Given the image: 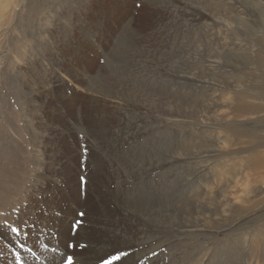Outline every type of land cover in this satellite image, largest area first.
<instances>
[{
  "label": "rangeland",
  "instance_id": "1",
  "mask_svg": "<svg viewBox=\"0 0 264 264\" xmlns=\"http://www.w3.org/2000/svg\"><path fill=\"white\" fill-rule=\"evenodd\" d=\"M150 1L0 0V223L54 238L58 206L85 181L114 195L148 167L121 197L156 187L176 206L133 228L150 239L143 264H264V184L244 164L264 150V0ZM237 92L251 116L232 109ZM25 242L38 261L40 241Z\"/></svg>",
  "mask_w": 264,
  "mask_h": 264
},
{
  "label": "bare ground",
  "instance_id": "2",
  "mask_svg": "<svg viewBox=\"0 0 264 264\" xmlns=\"http://www.w3.org/2000/svg\"><path fill=\"white\" fill-rule=\"evenodd\" d=\"M150 1V0H149ZM156 1V0H155ZM145 3H148L147 0H144ZM151 2V1H150ZM171 5V4H170ZM100 17V16H99ZM106 18V17H105ZM132 23V22H131ZM128 25V24H127ZM130 25V24H129ZM128 25V26H129ZM129 30V29H128ZM128 30L124 33H122L118 37L120 41H122L125 37V34L128 32ZM107 35V34H105ZM109 35V34H108ZM235 37V36H234ZM229 38V37H228ZM232 40V39H231ZM228 42V41H227ZM221 45V44H220ZM120 48V47H119ZM118 51V50H117ZM248 54V53H247ZM140 62V61H139ZM156 64V63H155ZM159 65V64H158ZM213 66V65H212ZM142 68V67H141ZM248 68V67H247ZM146 70V69H145ZM216 70V69H215ZM225 70V69H224ZM238 70V69H237ZM262 70V69H261ZM141 72V71H140ZM145 72V71H144ZM143 72V74H144ZM230 72V71H229ZM224 73V72H223ZM142 74V73H140ZM230 74V73H228ZM242 74V73H241ZM149 75V74H147ZM213 75V74H212ZM99 76V75H98ZM105 76V75H104ZM138 76V75H137ZM141 76V75H140ZM214 76V75H213ZM224 76V75H223ZM106 77V76H105ZM148 77V76H147ZM220 77V76H219ZM143 78V77H142ZM146 78V77H145ZM101 79V77H100ZM215 79V78H214ZM213 79V80H214ZM99 80V79H98ZM135 80V79H134ZM143 80V79H142ZM147 81V80H146ZM144 81V82H146ZM77 82H80L77 80ZM116 82V81H115ZM142 82V81H141ZM218 82V81H217ZM99 83V82H98ZM138 83V82H137ZM219 83V82H218ZM81 84V83H80ZM140 84V83H138ZM142 84V83H141ZM140 84V85H141ZM101 85V84H100ZM110 85V84H109ZM134 85V84H133ZM138 85V86H140ZM144 85V84H143ZM96 86V85H95ZM105 86V84H104ZM108 86V85H106ZM105 86V87H106ZM137 86V85H136ZM233 86V85H232ZM116 87V86H115ZM241 87V86H240ZM139 88V87H137ZM143 88V86L141 87ZM95 89V88H94ZM98 89V88H97ZM218 89V88H217ZM241 89V88H240ZM264 89V88H263ZM139 90V89H138ZM143 90V89H142ZM221 89H219L220 91ZM98 91V90H97ZM96 91V92H97ZM122 91V90H121ZM127 91V90H126ZM137 91V89H136ZM140 91V90H139ZM224 91V90H222ZM262 92V91H260ZM264 92V91H263ZM234 93V92H233ZM242 93V92H241ZM240 92H237V94H234L231 96L232 100H238L236 103V106H234L232 109L236 111V113H241L245 115H249L252 111L250 108L247 106H242V102H245L244 95H242ZM122 94V93H120ZM244 94V93H243ZM246 96V95H245ZM121 97V96H120ZM248 97V96H247ZM122 98V97H121ZM246 98V97H245ZM253 98V97H251ZM120 99V98H119ZM145 100V98H144ZM124 101V100H123ZM143 102V99H142ZM132 103V102H131ZM139 103V102H138ZM216 104V103H215ZM260 107V111H264V93L260 94L257 99V104ZM229 106V105H228ZM215 109V108H214ZM211 112V111H210ZM104 117V113L102 114ZM212 116V115H211ZM251 116V115H249ZM234 118V117H233ZM232 118V120H233ZM247 119V117H246ZM127 120V119H126ZM129 120V119H128ZM199 120V119H198ZM235 120V119H234ZM242 120V119H241ZM103 121V120H102ZM205 121V120H204ZM131 122V121H130ZM226 122V121H225ZM132 123V122H131ZM214 123V122H213ZM102 124V123H101ZM123 124V123H122ZM128 124V123H127ZM227 124V123H226ZM215 125V124H213ZM104 126V125H103ZM101 127V126H100ZM123 127V126H122ZM96 128H94L95 130ZM33 132V131H32ZM97 132V131H96ZM104 132V131H103ZM98 133V132H97ZM100 133V132H99ZM102 133V132H101ZM118 133V132H117ZM100 135V134H99ZM119 134H117L118 136ZM115 138L116 135H115ZM101 139V137H100ZM111 139V138H110ZM105 140V139H104ZM182 140V139H181ZM101 141V140H100ZM115 141V140H113ZM104 142V141H102ZM112 142V141H111ZM146 142V141H145ZM171 142V141H170ZM174 142V141H173ZM96 144V143H95ZM170 144V143H169ZM142 145V144H141ZM140 145V146H141ZM151 145V144H150ZM103 146V145H102ZM144 146V145H143ZM171 146V145H170ZM169 146V147H170ZM175 146V144H174ZM145 147V146H144ZM147 147V146H146ZM168 147V146H167ZM168 147V148H169ZM143 148V147H142ZM103 149V148H101ZM145 149V148H144ZM158 149V148H157ZM156 149V150H157ZM161 149V148H160ZM170 149V148H169ZM168 149V150H169ZM175 149V148H174ZM100 150V149H99ZM164 150V149H163ZM173 150V149H172ZM171 150V151H172ZM129 151V150H128ZM141 151V150H139ZM145 151V150H144ZM177 151V149L175 150ZM120 152V151H119ZM146 152V151H145ZM149 152V151H148ZM161 152H163L161 150ZM165 152V151H164ZM170 152V151H169ZM184 151H181L183 153ZM140 153V152H139ZM153 153V152H152ZM160 153V152H158ZM120 154V153H119ZM126 154V152H125ZM143 154V153H142ZM156 154V152H155ZM154 154V155H155ZM164 154V153H163ZM166 154V153H165ZM173 154V152H172ZM170 154V155H172ZM93 155V153H92ZM145 155V154H143ZM157 155V154H156ZM99 156V155H98ZM96 156V157H98ZM128 156V155H127ZM176 156V155H174ZM144 157V156H143ZM170 157V156H169ZM172 157V156H171ZM170 157V158H171ZM99 158V157H98ZM123 158V157H122ZM175 158V157H174ZM89 159V158H88ZM140 159V158H138ZM150 157H148L149 161ZM155 159V158H153ZM165 159V158H164ZM179 159V158H178ZM94 160V159H93ZM101 160V159H100ZM125 160V159H124ZM136 160V159H135ZM161 160V159H160ZM169 158L167 159V161ZM172 162V158L170 159ZM169 160V161H170ZM146 161V160H145ZM151 161V160H150ZM153 161V160H152ZM162 161V160H161ZM159 161V162H161ZM197 161V160H196ZM195 161V162H196ZM131 162V161H130ZM142 162V161H141ZM144 162V161H143ZM142 162V164H144ZM163 162V161H162ZM100 163V162H98ZM132 163V162H131ZM136 163V161H135ZM150 163V162H149ZM141 163H139L140 165ZM147 165V162H145ZM144 164V165H145ZM249 168L256 169L257 171V178L259 176V179L257 180L258 186L257 189L262 190V184H264V150H259L256 151L253 155L250 154L249 156L246 157V161L244 162ZM88 165V164H87ZM102 165V163H101ZM136 165V164H135ZM152 165V162H151ZM150 165V166H151ZM86 166V164L84 165ZM131 165H129L130 167ZM141 166V165H140ZM149 166V165H148ZM149 166V167H150ZM104 167V166H103ZM102 167V168H103ZM146 167V166H143ZM162 167V166H161ZM176 168V167H175ZM139 169V167H138ZM145 169V168H143ZM148 167L146 168V171L141 170L140 173L138 174H133L132 172L131 176L128 178V180L122 181L120 179V184H116V194L111 195V192H104L99 193L96 188H94V183L91 184L89 182H84L82 185L84 192L86 191L85 196H83L82 199L79 195L77 197V193L79 194V191L74 190L73 194H71V198L68 199V201L64 202L65 204L58 206L57 212H56V230L54 233V238L48 237L46 234L43 233H37L41 231H33L30 229L29 225L28 226H22L21 225H15V226H8L9 228H5L4 223H0V246L4 250L7 251V254H10L11 257H5L4 260H0V264H17L16 257L19 255L20 257V262L19 264H63V260L67 259V256H72L73 257V264H102V261L105 259H108L112 255H116L119 252H127L129 253L125 257H121L119 261H113L112 264H132L134 260H138L139 264H143L146 260L147 257L144 255L150 250L148 247L151 246L150 242L148 241L149 237L145 234L143 237H141L142 232H138V230H133L136 224H141V222H147L150 219L151 214L153 213L152 207L159 205L160 207L163 208L165 202L167 201L168 205L173 206L174 208V203L173 200H167L165 197L164 198H159L157 197H152L151 194L154 193L153 188L156 189V187H153L150 191V197L152 200H147L146 197L149 195H136L134 197H121V194L123 191H119L120 187H123L122 190L127 185L133 186V183L131 180H137L138 175H141L142 179L145 175V173L151 171V168ZM173 169V168H172ZM75 170V169H74ZM170 170V169H169ZM183 170V169H182ZM224 170V169H223ZM97 170L95 169V174H98L96 172ZM126 171V170H124ZM137 171V170H136ZM154 171V170H153ZM160 171V170H159ZM187 171V170H186ZM227 171V170H226ZM139 172V170H138ZM181 172V171H180ZM190 172V171H189ZM224 172V171H223ZM88 173V172H87ZM90 173V172H89ZM152 174L154 172H151ZM150 173V175H151ZM226 173V172H225ZM242 173L241 171H238V173H234L232 178H237L238 175ZM128 174V173H127ZM126 174V175H127ZM156 174V173H155ZM159 174V173H158ZM157 174V175H158ZM161 174V173H160ZM185 174V171H184ZM88 175V174H87ZM164 178H165V174ZM231 175V174H229ZM119 176V175H118ZM117 176V177H118ZM159 176V175H158ZM221 176H225L222 175ZM228 175H226L227 177ZM122 177V176H120ZM140 177V176H139ZM170 177V176H169ZM176 177V175H175ZM187 177H189L187 175ZM154 178V177H153ZM160 178V177H158ZM256 178V179H257ZM117 179V178H116ZM139 179V178H138ZM146 179V178H145ZM148 179V178H147ZM151 179V178H150ZM163 179V177H162ZM174 179V178H173ZM181 179V177H180ZM185 179V178H184ZM222 179V178H221ZM238 179V178H237ZM156 180V179H155ZM153 180V182L155 181ZM182 180V179H181ZM186 180V179H185ZM190 180V179H189ZM188 180V181H189ZM225 180V179H224ZM118 181V180H117ZM142 181V180H141ZM160 181V180H159ZM183 181V180H182ZM123 182V183H122ZM144 182V181H143ZM223 182V181H221ZM228 182V180H227ZM138 183V181H137ZM142 184V182H140ZM148 181L142 185H140L142 188H144L146 191L149 190V184H147ZM156 183V181H155ZM164 183V182H163ZM191 183V182H190ZM139 184V183H138ZM157 184V183H156ZM155 184V185H156ZM80 185V184H79ZM100 185V184H99ZM126 185V186H125ZM159 184H157L158 186ZM174 185H176L174 183ZM225 185V186H224ZM231 185V184H230ZM139 186V185H138ZM151 186V185H150ZM175 187V186H174ZM221 191L218 192L217 196L224 201L229 200V196L225 193L226 188H227V183L220 184ZM94 188V189H93ZM132 188V187H131ZM141 188V189H142ZM160 188V187H159ZM82 189V188H81ZM137 189V188H135ZM162 189V188H161ZM160 189V190H161ZM171 189V188H170ZM247 189V188H246ZM245 189V196L246 194L250 193L251 191L256 190L255 188L248 190L246 193ZM138 190V189H137ZM244 191V189H242ZM126 191V190H125ZM128 191V190H127ZM144 191V190H143ZM212 191V189H211ZM83 192V191H82ZM130 192V191H129ZM255 192V191H254ZM121 193V194H120ZM140 193H143L140 191ZM195 193V192H194ZM252 193V192H251ZM156 194V192H155ZM154 194V195H155ZM161 194V193H160ZM184 194V193H183ZM159 196V195H157ZM242 197V194L240 195ZM237 196V197H240ZM162 197V194H161ZM244 197V195H243ZM185 198V197H184ZM235 202V201H234ZM224 204V205H223ZM221 206L222 211L225 212L227 211L228 206L232 203H223ZM68 207H67V206ZM166 205V204H165ZM176 206V205H175ZM159 207V210H160ZM62 209V210H61ZM154 209V207H153ZM170 209V208H169ZM213 209V208H212ZM165 210V209H164ZM173 211V210H172ZM169 210L168 212H172ZM178 211V210H177ZM204 211V210H203ZM156 213V212H155ZM176 213V211H175ZM83 214V215H81ZM206 214V213H205ZM210 215V214H209ZM205 216V215H204ZM153 217V216H152ZM170 217V215H169ZM174 216H172L173 218ZM159 219H156L157 223L155 226L157 233H159L162 229V225L166 224L167 220L164 217H158ZM171 218V217H170ZM154 219V218H153ZM168 219V218H167ZM174 219V218H173ZM177 220V219H176ZM79 221V223H77ZM154 221V220H153ZM173 221V220H172ZM177 222V221H175ZM159 223V224H158ZM170 223V222H169ZM174 223V222H173ZM180 223V222H179ZM172 224V222H171ZM175 224V223H174ZM173 224V225H174ZM75 225V227H73ZM158 225V226H157ZM139 226V225H138ZM11 227H16L18 228L17 233H12L11 232ZM178 227H181L178 225ZM164 228V227H163ZM137 229V225H136ZM176 229V228H175ZM51 230V229H50ZM144 230V229H143ZM155 230V229H154ZM169 230V229H168ZM173 230V231H171ZM170 232L174 234V236L177 237V234L180 233L178 232V229L175 231L174 229H171ZM175 231V232H174ZM46 233V232H45ZM246 233V232H245ZM171 234V235H172ZM249 234V233H247ZM28 236H32L38 241H40L39 245H42V250L36 249V253L39 257L38 261L33 260L30 257H26L23 254V247L24 244L27 243L26 238ZM156 235H152L150 237H153L151 239L155 240ZM245 237V236H244ZM175 237H173L174 239ZM158 239V238H157ZM255 239V238H254ZM150 240V239H149ZM237 240V239H236ZM239 240V239H238ZM237 240V241H238ZM243 240V239H242ZM250 240V237H249ZM152 241V240H151ZM231 241V240H230ZM252 241V240H250ZM249 241V243H250ZM29 242V241H28ZM234 242V241H233ZM38 243V242H37ZM72 244L73 247L69 248L68 245ZM158 243V242H157ZM23 245V246H21ZM46 246V247H45ZM229 246V245H228ZM31 247V246H30ZM132 247L135 248L137 251L134 255H132L131 250ZM240 247V246H239ZM254 247V245H253ZM0 248V250H1ZM26 248V247H25ZM39 248V246H38ZM153 248V247H151ZM235 248V246H234ZM243 248V247H242ZM250 248V246H249ZM29 249V248H28ZM55 249V251H53ZM232 249V247H231ZM233 250V249H232ZM247 250V249H246ZM245 250V251H246ZM263 250V249H262ZM236 250H233V252ZM238 251V250H237ZM241 251V250H240ZM244 251V250H243ZM250 251V250H249ZM248 251V252H249ZM30 252V251H29ZM230 252V251H229ZM232 252V253H233ZM247 252V251H246ZM35 253V252H34ZM33 253V254H34ZM131 253V255H130ZM238 252H236L237 255ZM245 253V252H244ZM239 254V253H238ZM138 255V257H137ZM232 255V254H230ZM247 255V254H246ZM250 255V253H249ZM132 256V258H131ZM244 256V255H243ZM256 256H258L256 254ZM137 257V258H136ZM247 257V256H246ZM250 257V256H249ZM228 258V256H227ZM238 258V257H237ZM133 259V260H132ZM259 259V258H258ZM264 259V257H263ZM231 260V259H230ZM248 260V259H247ZM246 260V261H247ZM144 261V262H143ZM252 261V260H251ZM264 261V260H263ZM251 264V262H250ZM260 264V263H259Z\"/></svg>",
  "mask_w": 264,
  "mask_h": 264
},
{
  "label": "snow or ice",
  "instance_id": "3",
  "mask_svg": "<svg viewBox=\"0 0 264 264\" xmlns=\"http://www.w3.org/2000/svg\"><path fill=\"white\" fill-rule=\"evenodd\" d=\"M81 215H83V214H81ZM77 223H79V221H77ZM73 227H75V225H73ZM11 232L12 233H17L18 232V228L11 227ZM21 246H23V245H21ZM68 247L71 248V247H73V245L70 243L68 245ZM53 251H55V249ZM128 254L129 253H127V252H119L118 254L112 255L108 259L103 260L102 264H112L113 261H119L121 259V257H125ZM16 260H17V264H19V262H20L19 255H17ZM63 264H73V257L72 256H67V259L63 260Z\"/></svg>",
  "mask_w": 264,
  "mask_h": 264
}]
</instances>
